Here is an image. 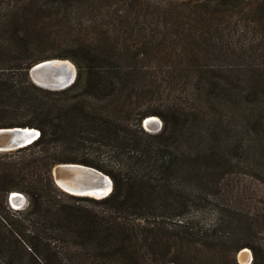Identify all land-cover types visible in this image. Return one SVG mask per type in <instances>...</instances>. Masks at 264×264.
<instances>
[{"label": "trees", "instance_id": "obj_1", "mask_svg": "<svg viewBox=\"0 0 264 264\" xmlns=\"http://www.w3.org/2000/svg\"><path fill=\"white\" fill-rule=\"evenodd\" d=\"M53 59L76 70L63 90L30 81ZM14 127L40 135L0 153V264H238L244 248L264 264V228L242 221L264 206V0H0V129ZM66 163L110 194L57 188Z\"/></svg>", "mask_w": 264, "mask_h": 264}, {"label": "water", "instance_id": "obj_2", "mask_svg": "<svg viewBox=\"0 0 264 264\" xmlns=\"http://www.w3.org/2000/svg\"><path fill=\"white\" fill-rule=\"evenodd\" d=\"M58 61V59H53ZM53 60L40 62L29 70V77L33 82V77H38L43 73L41 65ZM63 61V60H60ZM73 65V64H72ZM76 70L74 67V75L71 79L65 80L64 84L49 86L47 84H34L42 89L50 91H59L69 87L75 79ZM149 118V117H147ZM146 118V119H147ZM143 120V127H146V122ZM145 123V124H144ZM149 123V122H148ZM158 125V124H157ZM149 128V127H148ZM34 131L32 137L29 130ZM40 135V132L34 128H8L0 129V153L10 152L23 148L34 142ZM52 181L57 188L63 192L76 196H89L96 199L107 197L112 190V181L102 172L88 166L75 163H66L55 165L51 170ZM20 194V193H19ZM22 196L11 194L8 198L9 205L12 209L19 210L18 199Z\"/></svg>", "mask_w": 264, "mask_h": 264}, {"label": "rangeland", "instance_id": "obj_3", "mask_svg": "<svg viewBox=\"0 0 264 264\" xmlns=\"http://www.w3.org/2000/svg\"><path fill=\"white\" fill-rule=\"evenodd\" d=\"M44 52H46V54H47L49 51L46 50ZM30 81L32 82L31 79H30ZM153 117H154V119H156V121L153 124L149 125V126L146 125V127H143V122H142V127L144 128V130L146 132H148V133H151V134L157 133L160 130L161 126H162V123H161L160 119L158 117H156V116H153ZM153 117H150V118H153ZM243 180L247 184V179L244 178ZM254 185H256V184H254ZM260 187H258V188L260 189ZM21 196H22V198L20 200L21 202L18 203L19 204L18 206L20 207V209H22L26 205V198L22 194H21ZM262 197L264 199V195H262ZM207 205H208L207 209H205L204 211H199L200 217L202 218V220L205 223H209L211 221L210 218L212 216L213 208H214L215 203H214V201H211L209 199L207 201ZM247 208L248 207H245V210H247ZM244 213L247 214L248 212L247 213L244 212ZM260 215H264V206L260 205L258 207V209H256V206L253 205L252 208H251V211L249 212L248 218H242V221H244L246 223V227H249V228H255V229L264 228V219L262 220ZM262 247L264 249V241L262 243ZM241 251H246V253H245L246 256L244 255L245 258L244 257L243 258L240 257L239 254H240ZM241 251H239L237 253V255H236V260H237L238 264H251L253 255H252V252L250 251V249L244 248ZM246 257H248V258L246 259Z\"/></svg>", "mask_w": 264, "mask_h": 264}, {"label": "bare ground", "instance_id": "obj_4", "mask_svg": "<svg viewBox=\"0 0 264 264\" xmlns=\"http://www.w3.org/2000/svg\"><path fill=\"white\" fill-rule=\"evenodd\" d=\"M41 66H42L41 69L43 70L42 71L43 73H41L38 77H35V76L33 77V82L35 84H43L44 83V84H47L49 86L64 84L66 78L71 79L74 75V66L72 65V63H70L67 60L48 61V62L43 63V65H41ZM155 121H156V119H154V117L153 118L149 117L145 120L147 126L153 124ZM27 132L30 133V135L32 137L34 136L33 130L32 131L29 130ZM13 194L21 196V194H19V193H13ZM21 198L18 199L19 202H21L20 201ZM245 253H246V251H241L239 254L240 257L245 258V256H246ZM247 258L248 257H246V259Z\"/></svg>", "mask_w": 264, "mask_h": 264}]
</instances>
